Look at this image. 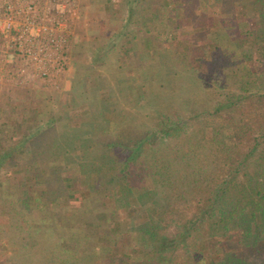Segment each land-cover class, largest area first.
<instances>
[{
  "label": "rangeland",
  "instance_id": "1",
  "mask_svg": "<svg viewBox=\"0 0 264 264\" xmlns=\"http://www.w3.org/2000/svg\"><path fill=\"white\" fill-rule=\"evenodd\" d=\"M71 1L76 12L66 5L71 35L64 69L22 85L0 81V137L8 139L0 156L16 150L20 137L35 135L24 155L16 151L15 163L0 166V264L20 262L18 246L2 233L5 211L32 227L40 241L33 249L89 235L80 243L88 258L74 256V264H129L154 251L163 264H194L186 247L172 251L186 214V176L200 187L219 180L231 158L259 135L264 100L245 98L212 111L229 94L249 92L238 87L259 56L239 67V51L225 40L216 56L232 65L211 70L206 60L188 62V45H204L220 22L228 24L231 14L221 0ZM234 1L238 16L252 25L254 0ZM205 22L208 32L195 27ZM166 122L178 125L174 135L164 132ZM148 133L138 164L144 171L126 184L124 148ZM154 159L163 170L160 184L148 175L150 167L156 172Z\"/></svg>",
  "mask_w": 264,
  "mask_h": 264
},
{
  "label": "trees",
  "instance_id": "2",
  "mask_svg": "<svg viewBox=\"0 0 264 264\" xmlns=\"http://www.w3.org/2000/svg\"><path fill=\"white\" fill-rule=\"evenodd\" d=\"M221 1L222 11L231 14L228 24L225 21L220 22L219 30L216 29V36L206 37L204 45H194V47L188 45V62L194 64L197 59L198 61L206 60L211 70H213L212 67H217V64L218 66L220 64L232 65L229 64V60L228 62L222 58L220 60V57L216 56L219 55L217 50L221 49V43L228 40L240 53L242 63L239 67L247 66L244 64L245 60H250L253 63V59L256 57L255 53L259 56V64H253L254 67L243 75L244 81L238 87L239 91L248 90L249 92L244 95L229 94V98L216 102L212 108V111L216 113L229 110L235 104H240L245 98L257 102L264 100V0H254L256 20L252 21V25H246L248 23L247 16H238L237 4L234 0H228L231 3ZM197 25L207 32L210 30V26H206V22L204 25L198 23L195 27ZM260 119L259 135L253 143L246 146L245 149H240L231 158L225 173L219 180L200 187L191 176H186L188 179V183L186 182V214L182 215L183 217L181 216L179 220L180 231L174 239L172 251L181 248V246L186 247V257L193 256L194 264H264V114ZM21 122L17 123V126L21 125ZM164 126L166 129L164 132L168 136H172L178 125L166 122ZM152 135L148 133L139 140L138 144L127 145L124 148L127 151V157L120 173L121 179H125L126 184L139 178L138 176L141 174H138L139 171H144L139 166L144 156L142 149ZM34 137L33 134L20 137L16 150H10L0 156L2 158L0 166L6 164L5 160H10V164L15 163L12 159L17 157L16 153L24 155L23 146ZM0 140L4 146L8 141L7 137L3 136L0 137ZM33 155L36 156V153ZM157 161L154 159L152 165V167L156 165V172L152 173L150 167L148 175L160 184V177L157 175L162 168L158 167ZM157 168L160 170L157 171ZM43 171L46 172V168L42 170V175ZM22 177L24 176L22 175ZM28 178L30 181V177ZM175 186L171 187L172 190L175 189ZM123 188L126 187L121 186L120 191H123ZM21 189L20 193L26 194L27 189L23 185ZM3 192H5V188L1 183L0 193L3 194ZM161 192L160 190L156 193L161 195ZM21 199L20 195V201ZM140 199L138 198V200ZM5 215L9 222L7 230L2 233L5 232L6 234L3 236H6L8 241H12L13 245L18 246L16 255L17 260L20 261L18 264H32L31 257L35 255H38V258L36 257L34 260L35 264H74V256L80 259L87 256L86 250L81 249L80 243L81 240L88 242L89 235L83 234L77 240L66 237L60 245L51 246L45 250H42L40 246L38 249H33L40 241L36 239L32 227L26 228L24 224H21V214H17L15 217L5 211ZM106 235L115 239V233L110 232ZM71 241L73 244H70ZM203 243L206 244L208 250L202 246ZM211 246L214 254L209 252ZM40 252L42 253L41 258ZM94 253H97L95 249ZM154 253L156 252H150L143 259L131 261L129 264H163L160 260L155 259ZM9 263H13L12 259ZM186 264L190 263L186 260Z\"/></svg>",
  "mask_w": 264,
  "mask_h": 264
},
{
  "label": "built area",
  "instance_id": "3",
  "mask_svg": "<svg viewBox=\"0 0 264 264\" xmlns=\"http://www.w3.org/2000/svg\"><path fill=\"white\" fill-rule=\"evenodd\" d=\"M70 1L0 0L1 82L22 85L64 69L71 35L65 8L76 12Z\"/></svg>",
  "mask_w": 264,
  "mask_h": 264
}]
</instances>
